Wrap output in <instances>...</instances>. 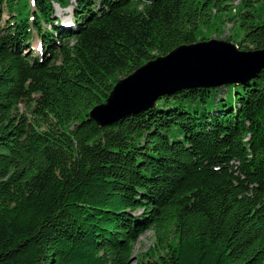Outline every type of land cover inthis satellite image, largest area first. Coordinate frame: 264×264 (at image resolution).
Here are the masks:
<instances>
[{"label":"trees","instance_id":"1","mask_svg":"<svg viewBox=\"0 0 264 264\" xmlns=\"http://www.w3.org/2000/svg\"><path fill=\"white\" fill-rule=\"evenodd\" d=\"M259 1L0 0V264H264V68L89 117L222 13L264 49Z\"/></svg>","mask_w":264,"mask_h":264},{"label":"water","instance_id":"2","mask_svg":"<svg viewBox=\"0 0 264 264\" xmlns=\"http://www.w3.org/2000/svg\"><path fill=\"white\" fill-rule=\"evenodd\" d=\"M264 68V49L241 50L231 40L211 38L176 47L121 78L89 117L99 125L153 108L158 99L182 88L244 83Z\"/></svg>","mask_w":264,"mask_h":264},{"label":"rangeland","instance_id":"3","mask_svg":"<svg viewBox=\"0 0 264 264\" xmlns=\"http://www.w3.org/2000/svg\"><path fill=\"white\" fill-rule=\"evenodd\" d=\"M29 1L33 2V0H29ZM259 4L260 5L256 9L257 18H258V21H263L264 20V0H260ZM237 5L238 4L235 3L234 5L235 9ZM232 14L222 13L221 15H217L214 19V23L207 27H203V30L201 31L200 35L204 37H208L209 39L218 38V39H225V40H227V37L232 36L235 41L239 40L241 37V30L237 28L235 23L227 19ZM56 15L59 17L61 22L71 21L72 15H73V6H70L67 8H61L57 5ZM4 18L6 19L7 16L4 15ZM40 46H41L40 40L38 37H36L32 43L31 51H35L36 53H39ZM19 110L22 113L29 114V110L27 109V106L25 103L20 104ZM152 241H153L152 231H148L144 235H142L139 241L135 245V254H139L141 252L146 251L151 246Z\"/></svg>","mask_w":264,"mask_h":264}]
</instances>
